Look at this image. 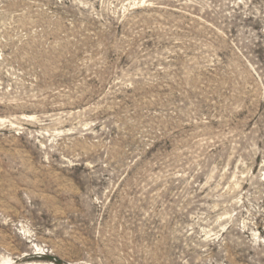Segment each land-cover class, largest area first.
<instances>
[{
    "label": "rangeland",
    "instance_id": "374dc122",
    "mask_svg": "<svg viewBox=\"0 0 264 264\" xmlns=\"http://www.w3.org/2000/svg\"><path fill=\"white\" fill-rule=\"evenodd\" d=\"M264 264V0H0V264Z\"/></svg>",
    "mask_w": 264,
    "mask_h": 264
},
{
    "label": "bare ground",
    "instance_id": "6f19581e",
    "mask_svg": "<svg viewBox=\"0 0 264 264\" xmlns=\"http://www.w3.org/2000/svg\"><path fill=\"white\" fill-rule=\"evenodd\" d=\"M5 264H9V262L5 263ZM36 264H44V263H36Z\"/></svg>",
    "mask_w": 264,
    "mask_h": 264
}]
</instances>
